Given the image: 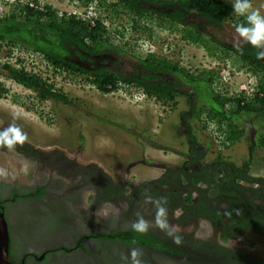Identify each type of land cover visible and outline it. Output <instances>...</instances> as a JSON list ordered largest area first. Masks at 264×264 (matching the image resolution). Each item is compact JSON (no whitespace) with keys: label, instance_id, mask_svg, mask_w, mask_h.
I'll return each mask as SVG.
<instances>
[{"label":"rangeland","instance_id":"obj_1","mask_svg":"<svg viewBox=\"0 0 264 264\" xmlns=\"http://www.w3.org/2000/svg\"><path fill=\"white\" fill-rule=\"evenodd\" d=\"M28 2H36L39 8L51 6L59 14L76 13L92 17L100 15L94 8L81 6L78 0H0V17L10 13L16 4ZM250 2L251 10H259L264 16V0ZM186 20L202 25L224 46H239L243 43L232 28L206 27L204 21L194 17H188ZM141 25L146 30H133L131 21L126 16L113 19L112 29L124 33L117 42L129 55H125V52L105 53L97 58V63H109L110 66L124 63V71H127L125 74H134V60L146 55L140 47L141 44H138L143 40H150L158 48L160 55L179 62L183 67L193 71L215 70L218 77L223 74L225 78L224 81L221 80L225 86L222 91L226 92L227 96H234L245 84H256L253 77L251 80L247 78V69L242 62L217 42L207 38L198 44L183 42L181 26L159 23L155 17L143 20ZM164 39L174 45L172 51L162 50ZM18 50L19 47L10 49L9 45L0 49V127L8 129L10 125H15L27 134L26 142L30 147L27 150L24 146L19 148L20 150L28 153L29 150L42 153L56 151L70 162L100 169L105 179L127 188L130 184L158 178L165 168H179L189 163V150L194 143L189 131L197 124L193 120L183 118L184 112L188 110V106L183 102H186V99L181 100L178 110L172 111L167 105L147 98L135 87L105 93L81 78L57 74L47 62L30 56L24 50ZM20 59L27 69H34L52 82L63 94L75 101V105H66L58 100L39 102L32 91L6 78L2 74L1 66L8 60L16 62ZM202 120L204 121V116ZM203 121H199L202 129L197 134L199 144L193 145L192 148L204 150L207 154L202 163L209 166L214 164L216 168L218 166V176H222L227 184L233 181V185L238 184L239 191L254 204H264V148H257L252 152L249 141L255 138L251 135L240 144L220 149L213 144L208 134L209 123L205 125ZM218 155L224 156L231 166L219 164ZM20 157L17 149L0 151V169H4L12 178H18V174L27 172V164ZM249 160H252L253 165L244 172L245 163ZM247 173L250 178H255L253 182L238 179H243L242 176ZM90 200L89 193L84 199L88 208L92 205ZM225 204L221 206L226 208ZM185 228L205 240L220 239V234H217L213 225L206 220H200L197 226ZM226 244L244 254L264 260V233L261 231L246 230ZM202 254L212 255L209 251Z\"/></svg>","mask_w":264,"mask_h":264},{"label":"flooded vegetation","instance_id":"obj_2","mask_svg":"<svg viewBox=\"0 0 264 264\" xmlns=\"http://www.w3.org/2000/svg\"><path fill=\"white\" fill-rule=\"evenodd\" d=\"M99 56L79 64L126 75L124 63L98 64ZM5 130L0 127V132ZM22 147L28 150L30 146L25 142L15 147L27 164V172H22L21 177L18 174V178L0 176V212L10 237L7 264H131L132 249L140 251L141 264H264L263 259L226 244L246 230H264V211H256L258 204H252L247 197L234 199L239 207L230 213L235 216L236 222L232 223L227 217V204L226 208L221 206V200L228 197L220 194L211 200L209 196L227 184L222 176H217L214 164L186 166L187 162L179 168H165L158 178L127 188L105 179L100 169L70 162L56 151L28 153L19 149ZM6 149L0 147V151ZM205 173L212 176L208 178ZM195 176L201 180L192 186L190 180ZM207 179L213 187L202 212L200 202L204 201ZM89 193L92 205L88 208L84 199ZM189 194L193 196L192 205L185 201ZM155 199L167 211V229L155 226ZM139 217L149 222L148 230L141 236L151 238L152 243L132 237L138 233L132 224ZM200 220L211 223L220 239L205 240L185 230L197 226ZM175 224L179 231L169 235ZM223 235L229 236L226 241L221 239ZM175 236L181 238V243L173 242ZM160 242L174 252L162 248ZM205 251L212 255H203Z\"/></svg>","mask_w":264,"mask_h":264},{"label":"trees","instance_id":"obj_3","mask_svg":"<svg viewBox=\"0 0 264 264\" xmlns=\"http://www.w3.org/2000/svg\"><path fill=\"white\" fill-rule=\"evenodd\" d=\"M78 1L83 7L99 11L100 15L87 18L76 13L59 14L57 10L48 5L39 8L36 2L33 6L30 5V2L16 4L10 13L0 17V49L5 45H9L10 49L17 46L19 52L24 50L30 56L47 62L55 73L81 78L105 93L113 92V88L115 89L119 83L127 84L141 90L147 98L167 105L172 111L178 110L181 100L186 99V102H183L188 106V110L184 112L183 118L193 120L197 124L196 127L191 128L190 126L189 135L194 142L191 149L193 145L199 144L197 134L202 130L199 121H203V116L205 125L214 122L221 129L225 128L226 140L231 146L252 135L255 138L253 141H249L252 152L257 148H264V59H257L259 50L247 43H242L239 46H224L202 25L196 21L188 22L186 20L189 16H193L204 21L206 27L227 26L236 31L238 25H248L246 16L238 15L233 11L235 0ZM122 16L130 19L133 30H146L141 25L143 20L155 17L159 23L181 26L183 42L198 44L205 38L217 42L220 47L232 52L242 62L246 71L254 78L257 92L253 98L247 100L241 96L219 94L213 86L218 78V73L215 70L193 71L183 67L177 61L158 54H147L134 60L136 68L131 76L104 67L86 68L80 65L79 62L92 61V57L105 53L123 54L125 52V55H129L117 42L124 33L121 30L112 29V20L121 19ZM1 69L6 78L32 91L39 102L58 100L66 105H75L76 103L40 73L35 72L34 69H27L21 59L16 62L8 60L4 62ZM108 86H112V88L109 89ZM3 90L4 88H2ZM252 131L257 134L254 135ZM188 156L190 161L186 166L205 165L202 163L207 156L204 150L192 149ZM217 159L219 164L231 166L224 156L218 155ZM252 165V160L247 161L243 171H248ZM217 170L218 176L220 173L218 166ZM206 174H208V178L212 176L210 173ZM242 177L243 179H238L247 182L255 180V178H250L248 173ZM200 180L198 176H195L190 182L192 186H195ZM207 181L206 189L203 191L205 196L202 195L204 201L200 202L202 212L207 206L205 202L208 200L207 193L213 187L210 179ZM237 185H233V181H231L219 188V191L213 190L209 195L211 200L213 197L216 199L220 194L223 196L222 198L228 197L221 201L226 202L227 217L232 223L236 221L235 216H230V213L238 210L239 207L235 204L234 199L238 198L240 201L246 197L239 191ZM192 197L191 194L186 197L185 201L188 205L193 204ZM249 200L252 203V200ZM156 202H158L157 199L154 203ZM255 208L256 211H264V204H258ZM220 215L222 216V213ZM261 232L264 233V230ZM141 235L143 233L138 232L132 237L142 242L145 240L152 243L151 238H144ZM228 237L223 235L221 239L226 241ZM160 245L167 251L174 252L173 248L163 245L162 242Z\"/></svg>","mask_w":264,"mask_h":264},{"label":"clouds","instance_id":"obj_4","mask_svg":"<svg viewBox=\"0 0 264 264\" xmlns=\"http://www.w3.org/2000/svg\"><path fill=\"white\" fill-rule=\"evenodd\" d=\"M252 4L250 0H235L233 3V11L241 16H246L247 25L243 24L236 27V33L243 43L250 44L252 47L258 49L257 59H264V16H262L259 10H251ZM27 141V134L22 132L19 127L10 125L8 129L0 132V147H6L9 151H14L17 144L23 145ZM7 173L4 169H0V176H6ZM157 212L155 216V226L161 229H167L166 215L167 211L164 207L160 206L159 202H156ZM99 215V211L96 213ZM179 216V211L176 213ZM99 222L98 220L96 221ZM132 228L138 232H146L149 228V222L144 220L143 217H139L136 222L132 224ZM173 231H179L177 226H173L169 231V235H172ZM173 242L176 244L181 243V238L175 236ZM141 255L138 249H132L130 251L131 264H141L139 256Z\"/></svg>","mask_w":264,"mask_h":264},{"label":"built area","instance_id":"obj_5","mask_svg":"<svg viewBox=\"0 0 264 264\" xmlns=\"http://www.w3.org/2000/svg\"><path fill=\"white\" fill-rule=\"evenodd\" d=\"M31 6L34 5V3H30ZM87 18H91L92 16L85 14L84 15ZM140 47H142L143 52L147 55V54H158V48L154 45L153 41L151 42L150 40H143L141 41V43H139L138 45H140ZM173 44H171L167 39H164V45L162 47V50H164L165 52H170L173 49ZM248 73L247 78H249L250 80L252 79V76L249 72ZM225 76L222 77H218L214 86V89L217 93L222 94V95H226V92H223L222 89L225 86V84L223 83ZM223 81H222V80ZM94 87V86H93ZM129 85L127 84H122L119 83L117 84L116 88H113V92H118V91H123V90H127L129 89ZM109 89L112 88V86H108ZM257 92V89L255 87V85H244L242 87V90H240L239 92H237V94H235L236 96H241L243 98H245V100L249 99V98H253L254 94ZM230 96V95H229ZM225 128L222 127V129L219 127V125H217L214 122H210L208 124V134L211 138V141L213 142V144H215L216 146H218L220 149H228L231 147L230 143L226 140V131L224 130Z\"/></svg>","mask_w":264,"mask_h":264},{"label":"water","instance_id":"obj_6","mask_svg":"<svg viewBox=\"0 0 264 264\" xmlns=\"http://www.w3.org/2000/svg\"><path fill=\"white\" fill-rule=\"evenodd\" d=\"M9 230L4 214L0 212V264H7L9 254Z\"/></svg>","mask_w":264,"mask_h":264},{"label":"crops","instance_id":"obj_7","mask_svg":"<svg viewBox=\"0 0 264 264\" xmlns=\"http://www.w3.org/2000/svg\"><path fill=\"white\" fill-rule=\"evenodd\" d=\"M238 144H240V142H239ZM235 145H236V144H235Z\"/></svg>","mask_w":264,"mask_h":264}]
</instances>
